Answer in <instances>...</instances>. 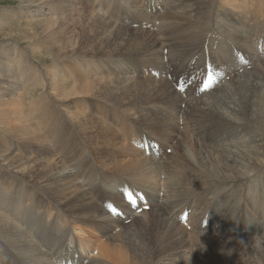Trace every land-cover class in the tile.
Instances as JSON below:
<instances>
[{
    "label": "bare ground",
    "instance_id": "obj_1",
    "mask_svg": "<svg viewBox=\"0 0 264 264\" xmlns=\"http://www.w3.org/2000/svg\"><path fill=\"white\" fill-rule=\"evenodd\" d=\"M41 1L42 0H24V2L30 3V5L31 3H34V6H36V8L38 7L39 9ZM65 1L70 3L72 9L76 8L75 2L80 3L82 6L74 10L75 12L79 9L78 13L72 14L71 12V14H67L64 18L60 15L58 16L60 19V24L59 27H56V31H54V28V32H51L52 34L50 35V40H48L49 46H40L42 49H47L49 53L52 51L53 46L59 43V40L55 41L56 36H64L72 31L76 33V36L80 37L78 43L79 47L77 49H73L72 54L87 56H89L88 54H95L93 56L95 58H100L98 56L102 55H114L119 57V54L124 51H132L128 56H139L138 59L142 58L148 60L150 56H159V53H163V49L165 48L171 50V53L174 55L178 50L183 52L185 50L197 49L198 51L201 50V52H204L207 48V45H209L207 49H210V45L213 44L216 45L215 49L217 51V56L214 55L213 62L216 64V62H218L217 57L220 55V63L218 66L220 67V65H222L221 67H223L226 72H228V75L233 76L234 74V77L231 78L234 79L236 77V82L233 80L232 85H230L232 87H229L226 81L224 84L215 87L202 97L188 98L183 96V94L178 95V93H174V90L171 91L168 85H163V78H160V84L155 85L157 90H163L164 93L171 91L168 95L163 97L162 101L164 104L168 103V108L173 111L180 109L181 111L179 115L182 116V119L192 123V125L195 127L200 126V130L198 132L200 139L199 141L196 140L193 145L196 161L192 162L190 157L187 155L186 149L192 143L187 141V138L185 137L188 136H186V133H181L179 126L175 128L174 123L171 121L164 122L163 125L155 124L156 127L160 129L162 137H164V139L167 138L166 140L168 142L165 141V145H172L173 151L176 153L178 152V154L177 156H173L172 154L170 156H165V153V155L160 158L159 156L153 154L149 159H135L132 164L134 165V171L140 176L138 178L136 177L137 181L143 185L153 180L156 175L169 172L172 174H181L182 177L175 181L169 180L170 183L166 189L167 194H165V196L160 195V197L156 198L154 193H151V195L148 193L146 194L147 202L153 204L151 207L149 206L148 212H145V214L148 215V219L139 217L138 214L135 215V213H133V219L130 221V224L124 223L123 218H127L129 215L124 213L123 210V217L117 216L114 221H107L109 222L107 226L109 228L113 224L118 225L122 222L118 226L120 228L118 235L109 238V234L105 236V234L93 232L91 229H89V226L86 228V226L81 224V219H91L93 217L96 219L102 218V216L106 214L105 211H107L106 206L108 205V200H113V198L106 197L99 189H92V199L80 186V184L75 182V178L73 177L75 174L71 173L70 171L64 172L63 169L65 168H62V164L59 165L57 162H52V159L56 155H60L62 152H64L65 147H69V149L74 151H79L82 148L81 144L77 140V135L69 130V125V127L64 125L65 129L61 127V131L59 133L55 132V129H57L56 126L52 127L48 122L50 115H44L43 111L36 108V105L40 106L45 104V107H48L52 114L55 112V106L52 107L50 102L48 103L50 99H46V92L44 89H41L42 92L41 94L39 93L40 95L33 96L32 91H36L38 88H31L29 86V80L31 78L30 76L27 78L24 77V74H20L19 79L18 77L13 78L12 76H9V74H12L11 71L14 70L13 68L16 64L15 61H11L10 63L7 62L6 66H0V123H5L7 126L14 124L15 128L12 127L11 132H14L17 136H22L25 141L33 137L36 142L35 147H37V149L33 147V145H31L32 148L30 149L32 150L35 148L33 150H36L37 153L41 154L40 159L38 158V160H36V158L34 161L32 158L34 163H32L33 161L28 158L32 163L30 170H28L26 173H21L22 176L27 178L26 181H24L19 176L11 174L13 173L11 170L18 173V167L21 168L23 165L20 163L21 159H17L18 156H15L17 161H14V159L12 161L15 164L12 162L7 164L4 161V159L7 160V157H3L4 159L2 162L11 170L5 168L3 165H0V168L3 171L5 169L7 172H9V175L11 174L12 177L15 176L17 179H22V181L25 183V188L21 189H23V192L27 196L31 195L32 197V199H27L22 195L20 197L14 198L19 204L27 203V205L24 207L25 211L21 213L22 218L27 219V212L35 211L34 214L30 216V222L31 224H36L43 214L48 213L51 227L55 228L57 232H60L58 229L60 228L62 231L61 233L66 235L63 239L52 246L48 250V253H46V251H44L31 238L30 233L27 232L24 227H21L15 220L13 216L16 211L15 207L7 204L4 201V198L0 197V236L4 239L7 238L12 243L13 248L17 249L22 255L28 256V259L25 257L26 261L29 262L28 264H43L45 262L38 260L45 261L46 255L47 257H55V262L58 263L65 259V264H73L72 259H74L79 263L80 260H83L80 264H86L85 258L89 254L84 257V253L85 251L90 250V247L86 246L81 238L79 240L82 243L73 239L70 226H72L73 230H76V227H79L81 230H87L91 234H86V237H89L88 241L91 247H93L95 243L96 249H93L95 251H92L91 253L89 252L90 255L88 258H86L88 259L87 264H203L204 262H207V255L205 253L201 252V255H196L193 251L186 252L182 250L185 248L187 250L190 240L194 239L193 241H198L203 237L205 241L211 239L209 243L212 245H210L212 251L218 249L220 253L223 252L226 255L225 257H227L226 261L230 264H264V223L258 220H253L252 216L249 218L251 221H248L247 223H256L257 226L255 228L250 227L253 225L246 226L248 230H245L243 235H246L247 238L246 242H241L239 245L240 253H236V250L239 249L238 246H229L233 243H236L235 238L239 237L235 235V229L232 227L234 220L239 217L237 216L238 212L235 214L233 211L238 196L242 195L243 197V195L247 193L246 191L249 190L250 196L255 193H259L260 198H263L264 202V138L263 135H261L262 137L260 135L257 136L259 130L264 132V77L262 75L264 71L250 74L247 72V70L243 69V71L239 70L237 74L235 71L240 65H245L243 63L248 62V58L246 55L239 52V54L242 56H240L237 63L234 61V56L238 47L236 42L247 43L249 44L248 47L250 48L248 51L250 62L252 63L254 61H258L259 66L263 65L262 69H264V56L258 51L254 52L252 49L254 47L251 45L253 36L252 33L256 31V28H254V21H256V26L259 24L256 31L258 38L259 36H264V21L262 20L258 22V16L260 15H256L253 12L256 16L253 17L252 14H250L248 19L240 16L237 19L233 18L236 21L241 20V22H237L246 26L245 30L243 29V32L240 31L241 29L237 31L239 35H236L235 32L229 33L231 31L229 24V26H226L225 30L223 31L225 34L224 39L220 42V40H217L216 37L214 42L210 44L208 35L212 32L209 34L207 33V36L203 33V30L208 27V23L202 19L200 20V18H197L198 16H201L200 11L197 10V4L201 3V6L206 8L204 14L207 11L208 19V15H210L211 11L215 9L211 8L212 6L210 7V5L213 4L215 7V4L218 2L219 6H223V2L220 4L217 0H202L197 2L194 0H170L171 2H168V4L166 3L163 8H161L162 4L159 6L157 2L153 3L155 0H151L150 2L148 1L147 4H144L147 9H144L143 6L137 7L135 5L137 3L136 1L140 0H125L127 5H125V7H123L120 11L127 12L131 10L130 8H132L131 12L134 14V16H126V19L122 21V24L117 25L115 22H110L108 18L105 19L104 17H94L90 23L85 22L84 18L87 16L85 14L86 11L89 9L92 11L95 7L93 3L89 2L90 0ZM52 6L57 9L54 4H52ZM60 8L62 9V12H66V9H63V7ZM182 8H187V11L180 12L179 9ZM135 9L145 13L146 18L148 19H150L151 15H157L158 13L159 14L157 16L160 15L161 18H174V21L179 19L180 22H183L185 19L190 20L193 18L195 20L194 23L196 30L188 32V30L185 29L184 33H178L174 36L170 35V38L167 40L165 39L166 42L164 40L163 43L162 40V43H160L159 39H157L156 36L151 34L146 29L134 28V24L141 23L140 19L136 16L137 10ZM249 9L250 8H246L245 10L248 11ZM245 10H243V13H250V11L247 13ZM259 11L263 12L264 10L262 11L259 9ZM54 13L59 14L58 10ZM138 13L141 15L139 11ZM230 16L232 15L227 12L225 15H223V19L232 20V17L230 18ZM141 17L142 19L144 18L143 15H141ZM198 19L199 21H197ZM235 20L231 21L232 25H235ZM48 21L51 20L48 18L44 19L40 25H47V29H50L52 26L56 25V20L51 24H49L50 22ZM147 22L149 21L147 20ZM250 27H252V29H250ZM109 28H112V30L110 31ZM215 29L216 27L214 24L213 31H215ZM65 30H69L70 32ZM107 32H109V35ZM233 35H236L237 37L234 38ZM178 37H187L190 40L191 45L194 47H191L190 45L183 46V40L179 39ZM90 44L94 45L91 46ZM163 44L165 45L163 46ZM84 45L91 47L93 50H84V48H82ZM70 46H73L72 42ZM58 49L61 50V47H58ZM41 53H46V50H42ZM69 53H71V51ZM212 53H214V51H212ZM210 55L212 54L210 53ZM109 60L114 62V59L111 57ZM156 62H159V60L157 59ZM137 63L138 60L135 65H133V68H136V66L140 68L139 64ZM119 65L120 64H118V66ZM105 67H109V64H107V66L105 65ZM163 67V64L161 65L158 63V67L155 68L160 72V74H162ZM25 68L27 70L33 71V68L28 62L26 63ZM81 70L83 71V68H81ZM115 71L121 73L125 70L124 68H117ZM125 77L127 78V76ZM125 77L116 79L114 81H109V84H112L110 86L105 84L107 82L103 83L105 88H114L111 91L118 96L116 99L118 102L116 101L114 105L110 104V106L113 108H122L125 105L136 107L140 103L147 100V98H152V96H157V99L162 98V96L159 97V95H156L159 93H157L155 88L152 89L154 90L153 94H151V90H143L144 84L140 81L142 78L141 75L134 81L126 79ZM50 80L52 81L49 82L47 80V83L51 84L50 90L52 94L55 92V95H58L60 93L59 91L64 92V90L68 88V90H66V94H63L66 98L71 95H74L75 97V95L82 93H95L94 90H96L97 87V84H93L92 86L88 84H80L72 88H69L68 86L66 88H62L63 84H66V82L63 81L59 75H52ZM98 84L100 85L99 82ZM121 85H126V87H120ZM103 86H98L99 89L96 90V94H99L98 97L100 100L103 99V101H108L107 92ZM149 94L151 96H149ZM26 95H28L27 98L31 96L32 100L29 98V102H27ZM59 95L58 97H60ZM49 96H51V94ZM122 99H124V102H121ZM182 104L186 105L185 108H182ZM59 107L61 110L64 106L60 105ZM20 108L22 109L21 112ZM24 108H26V110ZM64 109L70 108L66 107ZM28 111H31V113L35 114V121L39 120L37 122L42 123V126L44 127V130L42 131L43 137L46 140H44L43 137L41 138L39 135V127L35 125L36 122L34 120L31 121L28 119ZM64 112H68V110ZM70 112L75 115H73L74 118L71 116L70 118H72L73 121L76 120L75 122L77 126L81 128L83 136L86 135V137L89 138L88 144L94 146L96 153L95 157H97L100 163H105L106 160L100 158L104 156V152L102 150L103 147H114L116 145L115 141L120 140L114 129L109 125L111 123H104L103 120L99 119V116L92 117L93 115H89V117L88 115H83V113L78 114L73 112V110ZM155 117L158 119L157 116ZM207 117L212 118L210 122H208ZM160 119L170 120L166 116H162ZM139 120L140 121L135 122L139 126H143L144 122L148 120V116L141 114ZM75 122L72 124V126L75 124ZM146 128L152 132L149 127ZM89 130L93 131L90 132ZM64 133L67 135L69 134V136H65ZM89 133H91V135ZM224 133L226 134L224 135ZM179 134H181L182 138L177 141L175 145H173L171 142L172 137L174 135L179 136ZM162 137H160V140ZM4 142L6 145L12 144L8 137ZM27 143H29V141ZM211 143H213V145H211ZM1 145L4 146V143L1 142ZM29 145L24 143L21 147L27 149ZM52 145L54 146L55 151L53 150ZM0 150L4 156L13 155L12 151H9L8 149L3 150V148H0ZM6 152H8V154H6ZM163 157L165 159L161 160ZM78 160L79 158L77 161ZM193 163H198V167L196 166L197 164L193 165ZM17 164H20V166ZM25 164L28 163L25 161ZM87 164L88 163H85V168L87 169L88 166L90 169V166ZM91 174L94 173L91 172ZM253 175H260L258 183H249V177ZM7 181L8 180L5 179V176L2 177L0 175V196H4L5 193L11 188H15V186L11 187L12 184L8 183ZM247 183L251 187H249ZM206 184L212 187L205 186ZM35 185L38 187H35ZM243 185L246 187L242 188ZM253 185H257L258 187V190H255V192H252L254 189ZM20 186L23 187L24 185ZM225 186L231 190L229 194H227V192L222 193V187ZM33 188H36L37 190L40 189L42 194L38 193L39 196H37L32 190ZM206 190L208 193H204ZM18 193L11 192L10 194L16 196ZM215 194H218L219 197L227 202L226 206L221 205L218 202H213L215 200ZM43 196L53 199L54 206L66 214L68 213L67 206H69L75 212V214L72 215L76 220L63 216L61 212L56 209L61 217L60 223L56 224L55 214H57V212L55 214L51 212L49 213L47 209L44 208L46 204L44 202ZM113 197L115 200L118 199L117 195H113ZM254 197L258 196L254 195ZM190 198L191 201H193L195 198L194 200H196L198 209L204 208V205H207V208L211 206L207 224L205 225V221H202L198 225L197 231L200 234L204 229L208 230L207 234L201 238H199V235L197 238L188 235L184 231H181L178 228L176 229L174 226V228H170L171 226L164 222L165 219L171 215L174 210L176 211L180 205L184 206L185 203V205L189 204L191 202L189 201ZM249 200V198H246L247 202ZM97 202L105 206V211ZM140 205L141 203L133 208L137 210L140 208ZM126 208L132 207L127 206ZM172 217L173 214L171 215V218ZM259 219L262 221V218ZM161 234L165 235V239ZM214 234H222V236L220 235L221 237L218 236L219 238H215ZM223 235L232 236L233 238L224 237ZM224 239L227 241H223ZM139 242L141 245H139ZM143 245L144 247H140ZM170 248L172 249V253L166 254ZM229 248L231 249L228 250ZM225 249L228 251V254L225 253ZM31 256H34L38 260H35ZM51 257L49 259H52ZM195 257L199 258L200 260L196 259ZM31 260H35L36 262H32ZM69 260H71V262H68Z\"/></svg>",
    "mask_w": 264,
    "mask_h": 264
},
{
    "label": "rangeland",
    "instance_id": "obj_2",
    "mask_svg": "<svg viewBox=\"0 0 264 264\" xmlns=\"http://www.w3.org/2000/svg\"><path fill=\"white\" fill-rule=\"evenodd\" d=\"M148 1L150 2L151 0L136 1L137 3L135 5L137 7L143 6V8L145 9L146 7L144 6V4H147ZM171 1L170 0H168V1L167 0H159V1L155 0V2H153V3L157 2L159 6H160V4H162L161 8H163L166 5V3L168 4V2H171ZM194 1L197 2V1H202V0H194ZM217 1H219L220 4L223 2V6H219L218 2L216 3L217 5L215 4V7L213 6V4L210 5V7L212 6L211 8H215V9L213 11L210 10L211 14L208 15V19H207V11L204 14L206 8L201 6V3L197 4V10H199L200 14H201V16H198L197 18H200V20L202 19V20L206 21V23H208L207 26L209 27V28L206 27L203 30V33L206 34V36H207V33L209 34L210 32H213L214 24L216 27L214 39L211 38V36H210L211 34L208 35L210 44L214 42L216 37H217V40H220V42L224 39L225 34L223 31L225 30L226 26H229V24H230V29H231V31L229 33L235 32L236 35H239L237 33V31H239L241 29L240 31L243 32L245 30L246 26L238 23V22H241V20H237L238 21L237 22L233 18L237 19L240 16V17H244L245 19H248V17H250V14H252L253 17L256 15H260V16H258L259 17L258 22L263 20L262 14L264 15V11L263 12L259 11V9L263 10V8H264L262 3H259V5L256 7H252L250 5H247L243 8L242 4L240 3L241 0H217ZM89 2L93 3L95 7L92 11H91V9L86 11L85 14L87 16H85L84 20L87 23H90L94 17H97V18H100V17L103 18L104 17L105 19L108 18V20L110 22H115V24L117 25V24H122V21L124 19H126V16H128V17L134 16V14L131 12L132 8H130L131 10L127 11V12H125V11L121 12L120 11L123 7H125V5H127V2L125 0H90ZM38 3H37V5H38ZM75 3H76V8H80L82 6L80 3H77V2H75ZM52 4H54V6H56L57 9H55L52 6ZM230 4H232V7L239 6V8H237L238 9V12H236L237 14L234 12V10H236V8H232L230 6ZM39 7H40V9L38 7L36 8V6H34V3H31V5H30V3L24 2V0H0V66H3V65L6 66L7 62L10 63L11 61H15L16 64H15V67L13 68L14 70L11 71L12 74H9V76H12L13 78L18 77V79H19L20 74H24V77H27V78L30 76L31 78L29 80V83H30L29 86L31 88H38V89H36V91H32L33 96L40 95L42 90L44 89V91L46 92L45 93L46 99H48V100L50 99L48 101V103L50 102V105L52 107L55 106V112L52 114L50 112V109L48 107H45V104L40 105V106L36 105V108L43 111L44 115H46V114L50 115V119L48 122H49V124H51L52 127L56 126L57 129H55V132L59 133L61 131V127L64 128V125H67V126L69 125L70 126V127L68 126L69 130L77 135V140L81 144L82 148L79 151H76V150L74 151V150L69 149V147H65L64 152H62L60 155H56L54 157L55 159L54 158L52 159V162L53 163L57 162L59 165L62 164V168H65V169H63L64 172L70 171L71 173L75 174V176H73L75 178V182L80 184V186L88 193V195L91 198H92V194H91L92 189H99L100 191H102V193L106 197L113 198V200L111 199L112 201H109V202L112 204H115L121 211L124 210V213H127L129 215L127 218H123L124 223L130 224V221H132V219H133L132 218L133 213H135V215L138 214L139 217H144V218L148 219V215H146L145 212L146 211L148 212L149 209H145L140 213H136L131 208H126L127 206H130V205H127L126 204L127 202L125 200H122V196L120 193L121 190L119 189L121 187V184H123L124 181H127V182L129 181V183L131 185L137 186V183H139V182L137 181L136 177L138 178L140 176L137 172L134 171V167H133L134 165L132 163L137 158L149 159L152 156V155L145 153L143 150L136 148L135 142L137 140L143 141V139L145 138V133H146V136L154 139L156 142H158V144L160 146H162V153H161V155H159V158L164 156L165 153H166L165 156H167V155L170 156L171 154L173 156H175V155L177 156L178 152L176 153L173 151L172 145H169V144L165 145L164 142L167 141L166 140L167 138L164 139V137H162L160 129L158 127H156V125H155V124L163 125L164 122L171 121L174 123L175 128L179 126V130H181V133H183V134L186 133V136H188V137H185V136L184 137L187 138V141L192 143V144L190 146H188V148L186 149V152H187V155L190 157L192 162L196 161L195 160V150H194L193 145L196 142V140L199 141V139H200V137L198 135V132L200 130L199 126L195 127L194 125H192V123H189L186 120L182 119V116L179 115V113L181 111L180 109L179 110L176 109L175 111H173V110L168 108V106H169V105H167L168 103L164 104V102L162 101L163 97L168 95L173 90L175 91L174 93H176V94L178 93V95L182 94L180 91L177 90L176 87L174 88L175 80L172 83L169 80L171 78L167 77L165 74V72H166L167 74H171V75H177V74L183 75L181 70L177 67V63L181 64L180 55H179L181 53V51L178 50L176 52V54H174V55L172 54V56H171L172 51L169 50L168 48H165V49H163V53H159L160 55L162 54L161 56L160 55L157 57L150 56L148 60L142 59V58L138 59L139 56H128L129 53L132 51H130V52L124 51V52L119 54V57L114 56V55H106V56L102 55V56H98L100 58H95V57H93L95 54H88L89 56H87V55H73L72 50L77 49L79 47L78 43H79L80 37L76 36V33L73 31L70 32L69 30H65V31H68L70 33L67 35H64V36H56L55 41L59 40V43L56 45L53 44L54 45L53 49L49 53L47 49H42L40 46L41 45L42 46H45V45L49 46L48 40H50V35L52 34L51 32L56 31V29H57L56 27H59V24H60V19L58 18V16L60 15L61 17L64 18L67 14H71V12H72V14L78 13L79 9L74 12V10L76 8L72 9V7L70 6V3H68L65 0H52V1L49 0V2H48V0H46V1L42 0L41 5ZM52 7H53V9H52ZM60 7H63V9H66L65 10L66 12H62V9ZM246 8L247 9L250 8L248 10V11H250L249 14H246L245 12L243 13V10H245ZM57 10H58L59 14L54 13V12H57ZM135 10H137L136 16L140 19L141 23L140 24H137V23L134 24L133 25L134 28L146 29L151 34L156 36L157 39H159L160 43H162V40L164 43L165 39L167 40L168 38H170L171 36H174L175 34L177 35L178 33L179 34L184 33L185 29H187L188 32L196 30L195 29V23H194L195 20L193 18L190 20L185 19L183 22H180L179 19L174 21L175 20L174 18H170V19H169V17L168 18L167 17L161 18L160 15L157 16L159 14L158 13L157 15H153V16L151 15L150 19H148V18H146L145 13L141 12L138 9H135ZM89 11H90V13H89ZM138 11L141 13V15L144 16L143 19H142L141 15L138 13ZM179 11L185 12V11H187V8L186 9L185 8L179 9ZM248 11H246V12L248 13ZM133 12H135V11H133ZM222 12H224V13H222ZM227 12H229L230 15H232V16H230V18L232 17V20H235V25L231 24L232 20L223 19V15H225ZM239 12H240V14H239ZM47 18L49 20H51V21H48V22H50L49 24L53 23L56 20V25H54V26H52V28H50L51 31H50V29H47L48 28L47 25H45V24L40 25L42 20L47 19ZM147 20L149 22H147ZM207 20H208V22H207ZM197 21H199V19ZM35 23H36V25H35ZM226 23H228V24H226ZM254 23H255L254 28H256V31H257L259 24H258V26H256V21H254ZM175 25H176V27H175ZM53 29H54V31H53ZM250 29H252V27H250ZM109 30L111 31L112 28H109ZM171 31L172 32L174 31L173 34ZM256 31H254L252 33L253 36H252V43H251L252 47L255 48V49L252 48L254 50V52L258 51L257 46L255 45V42L257 43V39L261 38V36H259V38H257L255 41L254 36L258 37ZM107 34L109 35V32H107ZM184 35H182V36H184ZM236 35H233L234 38L237 37ZM178 38L183 40V43H184L183 46L190 45L191 47H194L191 45V42L187 37H184V38L178 37ZM166 40H165V42H166ZM71 42L73 43L72 47L70 46ZM205 43H206V41H205ZM90 45L92 46L94 44H90ZM164 45L165 44H163V46ZM236 45H238V47H237V52L234 56V61L237 63L240 56H242L239 54V52L246 55L248 58V62L243 63L245 65H240L239 68L235 71L236 73L239 70L243 71V69L247 70V72L250 74H253L255 72L257 73V72H263L264 71V69H262L263 65L259 66L258 61H254L252 63L250 62L249 54H248V51L250 50V48L248 47L249 44L242 43V42H236ZM58 47H61V50L58 49ZM82 48H84V50H93L91 47H89L87 45L82 46ZM215 48H216V45H213L212 49L214 50ZM42 50H46V53H44V54L41 53ZM70 51H71V53H69ZM133 51H135V50H133ZM214 51H216V49ZM177 55H179V56L177 57ZM261 55H263V54L261 53ZM169 56H171L170 59H169ZM215 56H217V55H215ZM110 57L114 59V62H111L109 60ZM116 57L118 60L116 59ZM228 58H230V57H228ZM157 59L159 60V62H156ZM137 60H138L137 64H139L140 68H138V66H136V68H133V65H135ZM251 60H253V59H251ZM104 61H106L107 63ZM27 62L33 68V71L27 70L25 68V65ZM175 62H176V64H175ZM158 63L161 65L163 64L165 67V68L163 67V71H162L163 76H161V77H159L160 72L156 69L158 67ZM107 64H109V67H105V65L107 66ZM118 64H120V65L118 66ZM217 67H219V66H217ZM81 68H83V71L81 70ZM117 68L118 69L124 68L125 71L118 73L115 71V70H117ZM242 71H240V72H242ZM50 75H51V77H50ZM52 75H59V77L63 81L66 82V84L65 83L63 84L62 88L63 87L66 88L67 86L69 88L70 87L72 88V87L80 85V84H88L91 86L93 84H97L96 90L99 89L98 86H100V85L103 86V83H105V82H107L105 84H108V86H110L112 84H109V81H114L116 79L124 78L125 76H127V78L125 77L126 79H130V80L134 81L141 75L142 78L140 79V81L144 84V88H143L144 91L145 90L146 91L151 90L150 92H151V94H153L154 90H152V89L155 88L157 90L155 85L160 84V78L161 79L163 78L162 79L163 85H166V86L168 85V87L170 88L171 91H169L168 93H164L163 90L161 91L160 89H158L157 93H159V94H156V95H159V97L162 96L161 99L160 98L157 99V96L154 95L156 97H153V96H152V98L149 97V98H147V100L140 103L136 107L130 106V105H125L122 108L119 107L120 108L119 109V108H113L112 106H110V104L114 105L117 101L116 99L118 98L117 94H115L114 92L111 91L114 88H105L103 86L107 92L108 101H112V102L103 101V99L100 100L98 97L99 94H96V90H94L95 93H92V92L89 94L82 93V94L75 95V97H74V95H71V96L67 97L68 99L63 95L64 93L66 94V92H67L66 90H68V88L66 90H64V92L59 91L60 95L59 94L58 95L60 97H58V95H55V92H53L54 94H52V92L50 90L51 84L47 83V80L49 82L52 81V80H50V78H52ZM262 75L264 77V73H262ZM231 77H234V74H233V76H231V75H228V72H227V75H224L222 77V84H224L227 81L228 86L232 87L230 85H232L233 80L234 81L236 80V77L234 79H232ZM98 82L100 83V85L98 84ZM126 82H127V80H126ZM113 86H114V84H113ZM120 87H126V85H121ZM189 89H192V87H189ZM50 94H51V96H49ZM149 96H151V95L149 94ZM183 96L187 97V95H185V94H183ZM200 96L201 95H199V94H195L193 96V98L200 97ZM27 97H28V95H26V99H27L26 101L27 102H29V98H30V100H32L31 96H29V98H27ZM87 100H90V101H87ZM125 100H127V99H125ZM121 102H124V99H122ZM60 105L64 106L61 109L62 111L60 110V107H59ZM185 106L186 105L182 104V108H185ZM66 107H68L70 109H64ZM24 109L26 110V108H24ZM21 110L22 109L20 108V112H21ZM67 110L69 113L64 112ZM71 110H73V112H76L78 114L83 113V115H88V116L93 115L92 117L99 116V119L103 120L104 123H111L109 125L114 129L116 135L118 136V138L120 140L115 141L116 145L114 147H109V146L103 147L102 150L104 152V156H106V157L102 156L100 158L105 159L106 160L105 163H102V162L100 163L98 161L97 157H95L96 153H95L94 146L88 144L89 138L86 137V135L83 136V132H82L81 128L78 127L76 122H75L76 120L75 121L72 120V118H74L73 117L74 114L72 112H70ZM34 112H35V110H34ZM24 113H26V112H24ZM29 113H30V115H29ZM141 114H145L148 116V120L145 121L144 124L141 122L143 124V126H139L135 122V121H140L139 119L141 117ZM8 115H10V114H8ZM27 115H28V119H30L31 121L32 120L35 121V114L34 113H31V111L30 112L28 111ZM70 116L72 118H70ZM155 116H157L158 119H156ZM162 116H166L170 120L160 119ZM207 118H208V122H210L212 119L209 117H207ZM23 119H25V118H23ZM37 121H39V120H37ZM37 121H35L36 122L35 125L39 127L38 133L42 138L43 137L42 131L44 130V127L42 126V123H38ZM214 121H219V120H214ZM74 122L76 124V125L74 124L76 127L74 125L72 126V124ZM10 125L7 126L5 123H2V122L0 123V148H3V150L8 149L9 151H12L13 155L14 154L15 155L14 156L13 155H5L4 156L2 151L0 150V165H3L5 168L11 170L2 162L4 159L3 157H7V160L4 159V161L7 164H10V162H12L13 159H14V161H17L16 157L18 156L17 159L18 158L21 159L20 163L23 165L21 166V168L18 167V169H17L18 173L11 170L13 172L11 174L19 176L24 181H26L27 178L22 176L21 173L23 174V173H26L28 170H30L32 163H34L36 158H37L36 160H38V158L40 159L41 154L37 153L36 150H33L35 148L37 149V147H35L36 142H35L33 137H31L30 139H27V141H25L22 136L21 137L19 135L17 136V135H15L14 132H11V128L14 127L15 125L14 124H10ZM130 125H133L136 128L134 129ZM129 126L131 127L130 129L132 132L129 131V129H128ZM146 127H149L152 130V132L149 131L148 128H146ZM93 130H89V131L91 132ZM144 131H145V133H144ZM89 134L91 135V133H89ZM225 134L226 133H224V135ZM259 135L260 136L263 135V138H264V132L263 131L261 132L259 130L257 133V136H259ZM65 136H69V134L68 135L65 134ZM159 136L162 137L161 140H160ZM7 137H8V139H10V141L12 143L11 145L10 144L6 145V143L4 142L7 139ZM181 138H182L181 134H179V136L174 135L172 137V140H171L172 144L175 145L176 142L179 141ZM44 140H46V139L44 138ZM28 141H29V143H27ZM1 142L4 143V146L1 145ZM111 142H112V140H111ZM118 142H120L121 145ZM24 143L26 145L30 144L27 149H24L23 147H21ZM152 144H155V143H152ZM31 145H33V147H35L32 150L30 149V148H32ZM211 145H213V143H211ZM52 148L55 151V148L53 145H52ZM8 152H6V154H8ZM28 158H30L31 161H33V159H34V161L31 163L30 159H28ZM78 158H79V160L77 161ZM24 159H25L26 163H28V164H25ZM84 159H85V161H84ZM164 159H165L164 157L161 158V160H164ZM60 162H62V163H60ZM12 163H14V162H12ZM85 163H88L87 165L90 166V169L88 166H87V169L85 168L86 167ZM17 165L20 166V164H17ZM193 165H196L198 167V163H195V164L193 163ZM20 169H22V170H20ZM92 169H94V170H92ZM81 172H82V175H81ZM91 172L94 174H91ZM11 174L9 175V172H7L5 169L3 171L0 168V175L2 177L5 176V179L8 180L7 182L12 184L11 187L15 186V188H13V189L11 188L10 190H8L5 193L4 196H0V197L4 198V201L7 204L15 207L16 211L13 215L15 220L19 223V225L21 227H24L27 230V232L30 233L31 238L36 242V244H38L44 251H46V253H48V250L52 246H54L58 241L63 239L66 235L61 233L62 231L60 228H58L60 232H57L55 230V228L51 227V222L49 220L48 213L43 214V216L39 219V221L36 224H31V222H30V216H32L35 211L27 212V214H28L27 219L22 218L21 213L25 211L24 207L27 205V203H22V204L20 203L19 204L15 201L14 198L20 197L22 195H23V197H26L27 199H32V197H31V195L27 196L23 192V189H21V188H25V183L22 181V179H17L15 176L12 177ZM170 174H172V173H170V172L169 173H160V175H156L153 180H151L150 182H147L146 184L141 185L139 183V186L142 187V189L146 193H148L149 195H151V193H154V196L156 198L160 197V195L165 196V194H167L166 189L170 183L169 180L175 181V180H178L182 177L181 174H172V175H170ZM110 176L115 177L116 181H118L120 179L119 176L123 177L119 180L120 185H117L116 187H114V190L111 189L112 184H109L107 182V181H110V179H108V177H110ZM256 176H260V175H256ZM104 177H106L108 180L103 181ZM93 179H95L94 182H93ZM259 179H260V177H259ZM250 182H251V184L258 183V182H256V180H249V183ZM20 185H24V186L22 187ZM108 185H110L109 189L106 188ZM36 186L37 185H35V187ZM205 186L212 187L208 184H206ZM248 186H249V184H248ZM248 186H247V189H248ZM253 186H254L253 187L254 189L252 190V192H255V190L257 191L258 190L257 185H253ZM249 187H251V186H249ZM32 190L35 192V194L37 196H39V194H42L40 189L37 190L36 188H33ZM11 192H17V193L19 192V193L16 196L15 195L13 196L10 194ZM246 192L247 193L244 194L243 197H242V195L238 196L237 201L235 203V208L233 209V211L236 212L237 211L236 208L239 206V205L236 206L237 202L240 201L241 199L244 200V204L242 205V207L240 209H238L239 211H238L237 216H239V217L236 218L234 220V222L232 223V227L235 229L234 230L235 235H237V236H238V234H237L238 232L244 234L245 230L246 231L248 230L246 226L253 225V226H250L252 228H255L257 226L256 223L255 224H251V223L248 224L247 223L248 221H251L249 219L251 216L253 217V220H256V221L258 220L260 222H262V221L259 218H264L263 198H260L259 193H255V194L250 196L249 190H247ZM204 193H208L207 190ZM202 194H199V195H202ZM113 195H117L118 199L115 200ZM254 195H256L258 197H254ZM212 197H213V195H212ZM246 198H249L250 200L247 202ZM43 199H44V202L46 204V206H44V208H46L49 213L51 212V213L55 214L57 212V214H55L56 224L60 223V218H61L60 215L58 214L57 210H59L63 216L75 219L74 216L72 215V214H75V212L69 206H67L68 207V209H67L68 213L66 214L65 212H63L62 210H60L59 208H56L54 206V203H53L54 200L53 199L47 198L45 196H43ZM194 199H193V201H191L187 205H185L186 203L184 204V206L180 205L177 208V210H179L180 208L184 209L185 207L193 204L195 206L194 209H195L196 213H198L199 215H201L200 212L201 213L207 212V216L210 215L211 206L209 208H207V205H204V208L198 209V207L196 205V200H194ZM260 200H262V202H260ZM245 204H246V207H243ZM99 205L105 211V206H103L101 204H99ZM141 205H142V203H141ZM145 205L146 206H144V207H147V205H149L151 207L153 204L146 202ZM131 207L133 208V206H131ZM248 207H249V210H248ZM9 210H10V208H9ZM105 213L106 214L104 216H102V218H97V219L95 217H93L91 219L90 218H88V219L83 218V219H81V224L86 226V228L89 226L90 227L89 229H91L95 233L105 234V236L107 234H109L108 235L109 238L115 237L118 235V232L120 230V228L118 226L122 222L119 223L118 225L113 224V225H111L110 228L107 227L108 223H109L107 221H114L117 216H116V214H114V216H113L107 211H105ZM172 214H173V217L171 218ZM172 214L169 215L164 221L166 224H169L171 226L170 228L176 227V229L178 228L179 230L184 231L188 235H191V236L196 237V238L198 237V235L200 236L199 238H201V237L205 236V234H207L208 230H206V229L203 230L204 232L201 231V234L197 231L198 225L200 222L205 221V225L207 224V219L204 218L205 216H199L197 219V226L193 230H191V227H193L192 224H189L188 225L189 227H186L185 226V220H178V217L175 214V212H173ZM248 214H250V216ZM82 228H84V227H82ZM70 231H71V233L73 235V239L75 241L77 240L78 242H81L79 240L81 238L84 241L85 245L90 247V250L85 251L84 257H86V255H88V254L90 255V253L92 251H95V250H93V249H96L95 243H94V246L91 247L89 244V241H88L89 237H86L87 235H91L89 231L81 230L79 227H76V230H73L72 226H70ZM161 235L164 238L165 235H163V234H161ZM214 235H215V238H219L218 236H220V235L222 236V234H214ZM224 237L233 238L232 236H224ZM246 238L247 237H245V236H243L241 238L236 237L235 238L236 243H233L229 246L230 247L238 246L239 249L236 250V253L239 254L240 253V246L239 245L241 242L242 243L246 242ZM201 239H199L201 241H199V240L193 241L194 239L190 240L189 245L187 246L188 251L186 250V248L182 249V250L186 251V252L193 251L194 254H196V255H201V252L205 253L207 255V262H204L203 264H230L226 261L227 257H225L226 255L223 252L220 253V251L218 249H215L217 251H215V250L212 251V248H211L212 245L209 243V241L211 239L208 241H205L204 237ZM0 240L7 242L10 245V247L14 251L17 252V253L12 252L11 248H7L3 244L0 243V264H28L29 263V262L26 263L24 261V259L26 260L25 257H27V259H28V256L22 255L17 249L13 248L12 243L7 238L4 239L0 236ZM243 240H245V241H243ZM223 241H227V240L224 239ZM167 243H168V240H167ZM139 245H141L140 242H139ZM140 247H144V245L140 246ZM195 247H197V248H195ZM208 249H210V250H208ZM230 249L231 248H229L228 250H230ZM171 250L172 249L170 248L166 254H171L172 253ZM28 251H30V250H28ZM225 253L228 254V251L226 249H225ZM29 254H31V253H29ZM89 255L86 258H88ZM31 257H33L35 260H38L34 256H31ZM86 258H85V262L87 264L88 259H86ZM195 258L199 259L197 257H195ZM217 258H218V260H217ZM219 258H220V260H219ZM45 259H46L45 261L44 260H38V261H43V262H45V264L46 263L47 264H65L64 262H62V263L55 262V258L49 259V256L47 257V255H46ZM35 260L34 261L31 260V261L36 262ZM49 260L50 261L52 260V261L50 262Z\"/></svg>",
    "mask_w": 264,
    "mask_h": 264
},
{
    "label": "snow or ice",
    "instance_id": "obj_3",
    "mask_svg": "<svg viewBox=\"0 0 264 264\" xmlns=\"http://www.w3.org/2000/svg\"><path fill=\"white\" fill-rule=\"evenodd\" d=\"M212 81H213V73L211 71H209V73H208V79L204 83L203 88H201V91H204V90L210 88L212 86ZM180 91H184V88L181 87L180 88ZM127 199L129 201V203L135 208L136 207V200L134 198V194L131 193V192H129L127 194ZM113 211L115 212V209H113Z\"/></svg>",
    "mask_w": 264,
    "mask_h": 264
}]
</instances>
